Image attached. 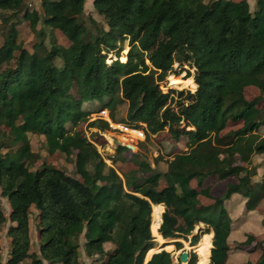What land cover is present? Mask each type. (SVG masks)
<instances>
[{
  "label": "trees",
  "instance_id": "obj_1",
  "mask_svg": "<svg viewBox=\"0 0 264 264\" xmlns=\"http://www.w3.org/2000/svg\"><path fill=\"white\" fill-rule=\"evenodd\" d=\"M31 1L0 0V13L7 14L0 17V197L9 206L8 217L0 208V233L9 223L3 264H82L80 236L85 255L100 264H173L163 250L145 262L155 245L154 205L164 208L158 227L163 240L191 236L193 247L212 232L209 264H227L231 196L245 200L246 212L264 201V175L255 181L252 166L254 155L264 164V0H254L252 10L247 0H93L94 10L109 12V18H90L92 30L85 26V0H35L39 8ZM21 23L34 34L31 50L17 41ZM53 30L70 42L68 51L57 45ZM124 47L126 60L120 61ZM112 51L116 60L107 65ZM15 52V65L7 67ZM179 54L178 62L194 68L188 87L196 90L163 93L157 84L172 74ZM248 87L259 96L248 100ZM83 104L108 111L113 124L142 129L147 140L163 132L174 143L186 138L187 151L174 154L162 171L155 168L161 159L152 165L148 156L131 153L133 168L119 175L79 130L91 114ZM3 125L10 128L11 145H18L15 152H2L10 149ZM230 125L239 127L221 134ZM88 126L111 130L100 118ZM27 133L43 136L47 153L72 163L74 176L47 165L31 171ZM115 151L113 164L130 149ZM230 177L236 182L219 197L204 187L208 178ZM32 208L37 254L30 251ZM260 213L264 226V208ZM200 224L204 229L192 234ZM234 249H258L256 262L246 264H264V244L245 241ZM196 261L195 253H187L186 264Z\"/></svg>",
  "mask_w": 264,
  "mask_h": 264
},
{
  "label": "rangeland",
  "instance_id": "obj_2",
  "mask_svg": "<svg viewBox=\"0 0 264 264\" xmlns=\"http://www.w3.org/2000/svg\"><path fill=\"white\" fill-rule=\"evenodd\" d=\"M93 0H85L84 1V19H85V26H87L88 29L92 30V24L90 23L89 19L92 18L95 21L101 23L104 22V20H107L109 18V12L107 11H101L97 13L94 10V7L92 5ZM238 1V0H236ZM249 3V7L252 10L254 6V0H247ZM31 8H39V3L35 0L30 2ZM30 8V9H31ZM7 14L0 13V17H4ZM37 27L36 29H38ZM18 36L17 41L18 43H23L24 46L31 50V46L34 42V34L31 32L28 24L21 23L18 26ZM84 27L82 28V33H84ZM3 32V26L1 24L0 20V45L2 43V37L1 33ZM47 34V31H45ZM94 32L92 31V34ZM53 36L56 39V43L59 47L63 48L65 51H68L71 44L66 39L65 36L58 30L52 31ZM49 35L46 39L48 40ZM128 51V47H124L123 51L120 53V61H125L126 53ZM116 51H112L107 55L106 58V64L110 65L112 61L116 60ZM17 57V53L15 52L12 56V58L9 60L7 67H13L15 65V60ZM181 57V54H179L178 57L175 58L173 68H172V74L169 75L163 82H159L157 84V88L162 91L163 93H168L170 91L180 92V91H189L194 92L196 90V87L192 89L191 87H188V85L192 82V76L194 74V68L178 62V59ZM123 58V59H122ZM77 92L76 85L71 86L70 96L72 99H74V95ZM12 95H19L18 91H14ZM244 95L248 100H252L259 96L258 91L253 87H248L244 91ZM259 107H264V96L262 98L261 103L259 104ZM83 109L89 110L91 114L89 115V122L94 121L95 119H108V111H98L99 106L97 104H83ZM82 124L79 128L80 131L84 133V135L91 140V142L95 145L97 151L100 153L101 157L104 159L105 163L108 166H113L116 171L119 173V175H122L123 172H126L133 168L131 164V153H140L144 156H148V161L153 165V159H161L159 163L155 166V168L158 171H162L166 167V163L170 161L174 154L180 152V151H187L186 147V138H182L180 142L174 143L172 141H169L168 136L166 133H160L157 135H154L150 137L149 140L144 139V141H136L132 144H129L127 141V137L121 134L118 131H112V130H100L95 127H89L88 123ZM239 127V125H230L224 132L221 134L227 132L230 129H235ZM3 131H5V134L8 136L7 143L10 145L9 150H2V152H15L18 148V145H11L12 141V135H10V128L7 126H2ZM261 136H264V132L261 130L260 132ZM96 136V137H94ZM26 138L29 142L30 151L28 153V165L29 169L31 171H34L36 169H39L42 167V165H47L50 167H54L57 169H61L65 171L68 175L74 176V166L72 163L67 162L64 157H62L60 154H48L46 147H45V139L41 135H36L32 133H27ZM117 142H121L122 144H128L132 146V149H130L129 153H125L122 155L124 161H117L116 163H112V157L115 156L116 151L115 148L118 146ZM252 166H254L256 169V176L254 177V180H260L264 175V164H263V157L260 155H254L252 157ZM229 182H236L235 177H230L226 180H216L215 178H208L204 181V187H210V194L213 197H219L223 194V192L226 189V186ZM164 185V182L161 177H159L158 181V187L161 188ZM192 186H195V182L192 183ZM200 201L204 204L210 202L208 198H205L203 196L199 197ZM244 199L240 197L237 194H233L231 196L230 202L227 204V210L229 212V215L232 219V229L228 238V244L231 248V251L229 252L228 261L227 264H246V263H255L256 260L259 257L260 251L254 250L252 252L248 251L247 249H234L236 245L239 243H243L245 241H256L259 244H264V226L262 225V214L260 211L264 208V201L259 204V206L251 211L246 212L245 205H244ZM0 208L3 210L5 216L8 217L9 214V206L5 199L0 197ZM164 210V208H163ZM161 211V214L163 212ZM37 212L32 208L31 209V216L29 220V233H30V239H31V253L37 254L38 253V247H39V240L37 235V221L35 219ZM161 217V215H160ZM161 219V218H160ZM161 223V220H160ZM150 224H151V216H150ZM9 223L7 222L4 225V228L1 230L0 233V247H1V254H2V264L5 263L7 256H8V249H9V240L6 237V229L8 227ZM199 229L203 230L204 225L200 224L195 227L192 234H196L199 232ZM212 233V232H211ZM152 235V234H151ZM213 236V234H211ZM212 236L209 239L210 243V249H211V241ZM154 247H153V253L149 256V258L146 259L145 262H147L150 257L158 253L160 251H166L170 253L172 257L173 264H186V262H180L179 255L185 251L186 253L193 252L197 256V261L199 259L198 254L194 251L193 247H189V240L191 236L187 238V241H183L182 239L179 240H171V241H161L157 240L154 236ZM201 240V238H200ZM199 240V241H200ZM176 242H180L182 244L181 249H177ZM83 243H84V237L80 236L79 238V244H80V262L82 264H100V262L97 260L98 258H88L85 255L84 249H83ZM113 246L111 244L105 245V250L107 252L112 251ZM210 249H209V256H210ZM147 255V254H146ZM209 260V259H208ZM196 261V263H197ZM45 264V263H44ZM209 264V263H208Z\"/></svg>",
  "mask_w": 264,
  "mask_h": 264
},
{
  "label": "bare ground",
  "instance_id": "obj_3",
  "mask_svg": "<svg viewBox=\"0 0 264 264\" xmlns=\"http://www.w3.org/2000/svg\"><path fill=\"white\" fill-rule=\"evenodd\" d=\"M162 208L161 206H152V212H151V224H150V232L152 236L157 238V240L164 241L159 233H158V227L160 225V215H161ZM210 233L203 235L201 237V240L193 246L194 251L198 254V261L196 264H208L209 263V249H210ZM167 241H171L170 239H167ZM153 253V249L149 250L146 255V259L149 258V256Z\"/></svg>",
  "mask_w": 264,
  "mask_h": 264
},
{
  "label": "built area",
  "instance_id": "obj_4",
  "mask_svg": "<svg viewBox=\"0 0 264 264\" xmlns=\"http://www.w3.org/2000/svg\"><path fill=\"white\" fill-rule=\"evenodd\" d=\"M106 120L109 122V126L112 131H118L127 137L129 144H132L136 141H144L145 132L142 129L131 127L127 123L113 124L108 119Z\"/></svg>",
  "mask_w": 264,
  "mask_h": 264
},
{
  "label": "water",
  "instance_id": "obj_5",
  "mask_svg": "<svg viewBox=\"0 0 264 264\" xmlns=\"http://www.w3.org/2000/svg\"><path fill=\"white\" fill-rule=\"evenodd\" d=\"M118 146H123L126 147L127 149H132L131 145L128 144H122L121 142H117ZM179 260L180 262H186L187 260V253L185 251H183L180 255H179Z\"/></svg>",
  "mask_w": 264,
  "mask_h": 264
},
{
  "label": "crops",
  "instance_id": "obj_6",
  "mask_svg": "<svg viewBox=\"0 0 264 264\" xmlns=\"http://www.w3.org/2000/svg\"><path fill=\"white\" fill-rule=\"evenodd\" d=\"M156 206H158V205H156ZM159 206H161V208H162V210H163V206L162 205H159ZM161 218V217H160ZM212 233L210 232V238H211V235Z\"/></svg>",
  "mask_w": 264,
  "mask_h": 264
}]
</instances>
